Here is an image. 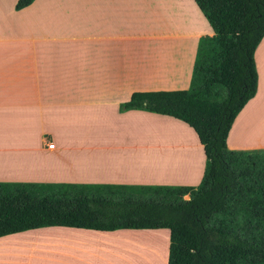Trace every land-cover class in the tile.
Instances as JSON below:
<instances>
[{
	"label": "crops",
	"instance_id": "1",
	"mask_svg": "<svg viewBox=\"0 0 264 264\" xmlns=\"http://www.w3.org/2000/svg\"><path fill=\"white\" fill-rule=\"evenodd\" d=\"M16 1L0 0V181L196 186L205 155L189 125L119 111L134 92L188 88L198 40L213 34L195 1L33 0L20 9ZM254 60L257 91L234 119L228 147L237 118L264 102V36ZM259 121L244 130L256 144L233 142L230 149H264ZM153 125H171L183 141L165 167L168 152L156 158L145 151L163 149ZM187 173L191 182L182 180ZM125 230L140 229L48 226L7 234L0 236V264H104L113 237ZM153 252L150 264H158ZM166 256L165 264L168 249Z\"/></svg>",
	"mask_w": 264,
	"mask_h": 264
},
{
	"label": "trees",
	"instance_id": "2",
	"mask_svg": "<svg viewBox=\"0 0 264 264\" xmlns=\"http://www.w3.org/2000/svg\"><path fill=\"white\" fill-rule=\"evenodd\" d=\"M33 0H17L15 8ZM213 34L188 88L134 92L119 105L189 125L205 164L196 186L0 181V236L48 226L169 230L167 264H264V150H232V123L257 91L264 0H194ZM188 198H185V196Z\"/></svg>",
	"mask_w": 264,
	"mask_h": 264
},
{
	"label": "rangeland",
	"instance_id": "3",
	"mask_svg": "<svg viewBox=\"0 0 264 264\" xmlns=\"http://www.w3.org/2000/svg\"><path fill=\"white\" fill-rule=\"evenodd\" d=\"M262 96L260 95L259 98ZM256 105L246 108L244 112L239 116L235 122V126L232 129V132L230 134L228 143L229 148L231 143H240V144H256L253 142H248L245 138L244 130L245 128L254 121L256 118H260L259 122H262L264 124V102H255ZM180 126L185 127L187 129V126L180 124ZM153 128H160L162 131V134H156L162 137L161 144L163 146V149L160 148H153L151 150H145L147 152H151L153 156L158 158V156L162 153H169L170 159L168 161H164V167L170 162L171 160V154L175 152L177 148L175 147V144L177 143H183L181 140V135L179 134L178 129L176 130L171 125H153ZM96 130H98V127H96ZM164 132V133H163ZM166 144L168 145L166 147ZM258 144H264V142H259ZM155 147V145H154ZM170 147V148H169ZM193 148L194 145H193ZM196 149V148H195ZM194 149V150H195ZM173 150V151H172ZM181 150V149H177ZM234 150V149H232ZM237 150H264L263 148L258 149H237ZM192 150L186 149V152L189 153ZM187 157V156H186ZM171 166L176 167L179 172L182 173L183 168L179 164H171ZM169 174H181V173H173L171 170L167 172ZM153 174H158V171L153 172ZM182 180H187V182H191L189 178V173H187L186 177H182ZM185 198H188L186 195ZM168 232L163 230H148V229H140V230H125L122 232V236H114L113 237V244L114 249H111L106 252L105 256L103 258L105 259L104 264H150L151 261L154 258V252L153 249H155L157 252H159V257H161L158 264H165V256H166V249H168V239L167 234ZM143 249V250H142ZM43 253H47L48 251L42 250ZM130 253L129 255V262H127V253ZM110 254V255H108ZM167 257V256H166ZM163 260V261H162ZM103 262V261H102ZM101 262V263H102ZM100 263V264H101Z\"/></svg>",
	"mask_w": 264,
	"mask_h": 264
},
{
	"label": "built area",
	"instance_id": "4",
	"mask_svg": "<svg viewBox=\"0 0 264 264\" xmlns=\"http://www.w3.org/2000/svg\"><path fill=\"white\" fill-rule=\"evenodd\" d=\"M47 147L48 148H53L54 147V142L52 141V142H48L47 143Z\"/></svg>",
	"mask_w": 264,
	"mask_h": 264
}]
</instances>
